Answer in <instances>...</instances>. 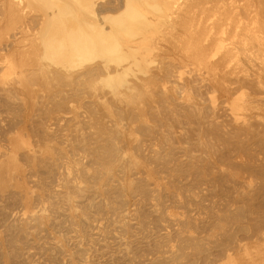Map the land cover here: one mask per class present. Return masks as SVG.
<instances>
[{
  "label": "bare ground",
  "instance_id": "6f19581e",
  "mask_svg": "<svg viewBox=\"0 0 264 264\" xmlns=\"http://www.w3.org/2000/svg\"><path fill=\"white\" fill-rule=\"evenodd\" d=\"M0 46V264H264V0H0Z\"/></svg>",
  "mask_w": 264,
  "mask_h": 264
},
{
  "label": "rangeland",
  "instance_id": "374dc122",
  "mask_svg": "<svg viewBox=\"0 0 264 264\" xmlns=\"http://www.w3.org/2000/svg\"><path fill=\"white\" fill-rule=\"evenodd\" d=\"M4 44H5V43H4ZM4 44H3V45H4ZM3 45H1V46H3ZM1 46H0V47H1ZM4 46H5V45H4ZM0 53H5V49H4V48H0ZM222 106H223V104H222Z\"/></svg>",
  "mask_w": 264,
  "mask_h": 264
}]
</instances>
